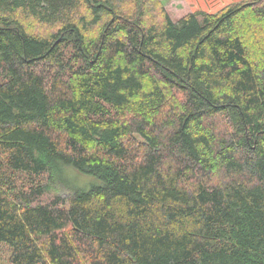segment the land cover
Segmentation results:
<instances>
[{
	"label": "trees",
	"instance_id": "trees-1",
	"mask_svg": "<svg viewBox=\"0 0 264 264\" xmlns=\"http://www.w3.org/2000/svg\"><path fill=\"white\" fill-rule=\"evenodd\" d=\"M2 245L0 264H264V0L176 20L0 0Z\"/></svg>",
	"mask_w": 264,
	"mask_h": 264
},
{
	"label": "rangeland",
	"instance_id": "rangeland-1",
	"mask_svg": "<svg viewBox=\"0 0 264 264\" xmlns=\"http://www.w3.org/2000/svg\"><path fill=\"white\" fill-rule=\"evenodd\" d=\"M162 7L174 19H178L189 12L210 11L216 12L231 3H237L244 0H159ZM74 170V169H73ZM75 171V170H74ZM76 172V171H75ZM60 179H64L71 184L86 185L94 184V177H79L70 171L64 174ZM58 188L63 195H69L70 189L58 184ZM9 256L8 248L5 245L0 246V261L5 262Z\"/></svg>",
	"mask_w": 264,
	"mask_h": 264
}]
</instances>
